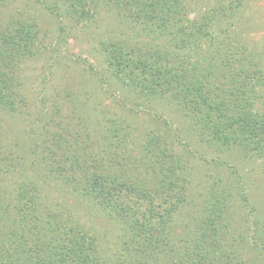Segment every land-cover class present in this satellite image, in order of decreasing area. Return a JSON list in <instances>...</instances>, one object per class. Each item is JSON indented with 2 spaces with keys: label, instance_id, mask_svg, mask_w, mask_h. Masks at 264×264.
Wrapping results in <instances>:
<instances>
[{
  "label": "trees",
  "instance_id": "trees-1",
  "mask_svg": "<svg viewBox=\"0 0 264 264\" xmlns=\"http://www.w3.org/2000/svg\"><path fill=\"white\" fill-rule=\"evenodd\" d=\"M60 1L80 21L106 5L126 22L141 23L150 31V41L101 43L105 70L134 94L136 103L165 102L209 146L238 149L245 156L264 153V66L260 60L252 61L253 47L236 44L235 36L226 39L231 24L215 29L224 18L190 17L182 0ZM35 26L16 20L12 28L0 27V110L13 112L21 100L10 68L20 57L35 53ZM122 122L114 119L104 128L103 139L110 146L103 144L102 151L108 156L121 155L114 148L131 142V131ZM64 133L56 132L51 141L62 147L60 155L45 144L60 169L58 175L63 172L61 184L119 224L115 246L103 242L80 218L63 215L60 204H47L44 185L21 180L12 189L0 186V264H251L235 245L242 241L241 234L230 235V219L237 210L233 204L247 198L235 168L227 169L228 174H207L198 204L189 194L187 159L173 150L160 129L138 135L137 157H130V149L123 150L129 153L123 156L124 163L143 168L134 167L136 173L107 169L98 153L71 148ZM84 133L90 139V133ZM185 205L195 207L192 222L182 221L185 226L177 231L176 215ZM255 230L261 232L254 248H264V229Z\"/></svg>",
  "mask_w": 264,
  "mask_h": 264
},
{
  "label": "rangeland",
  "instance_id": "rangeland-1",
  "mask_svg": "<svg viewBox=\"0 0 264 264\" xmlns=\"http://www.w3.org/2000/svg\"><path fill=\"white\" fill-rule=\"evenodd\" d=\"M182 2L190 17L213 15L224 18L215 29L231 24V28L225 30L226 39L235 36L238 38L236 44L253 47L252 61L260 60L259 65L264 66V0ZM0 3V27L8 24L12 28L16 26V20H22L34 22L38 30L35 53L20 57V62L10 68L13 81L19 85L21 100L17 101L13 112L0 110L2 189H12L21 180L35 179L38 186L44 185L47 204H60L63 215L80 218L85 227L93 232L96 230L103 242L115 246L119 224L99 213L84 198L67 191L61 184L63 172L58 175L60 169L49 157L45 144L57 149L60 155L62 147L57 148L51 141L56 138V132H65L58 125L62 124L71 132L64 133L71 148L81 151L84 147L93 155L98 153L97 157H101V162L112 171L136 173L143 168L132 162L124 163L123 156L129 153L123 150L130 149V157H137L138 135L160 129L173 143V150L187 159L190 166L189 194L194 199L197 197L198 204L201 203L203 195L200 190L207 174H228L227 169L233 167L242 175L235 174L247 198L236 197L233 206L237 204V210L230 219V235L241 234L242 241L236 240L235 245H239L242 255L251 264H264V248L261 245L254 248L253 244L261 232L255 229H264V153L245 156L238 149L215 144L209 146L200 141L192 124L165 102L136 103L134 94L129 95L105 70L101 43L110 39L150 41L151 33L142 27L143 24L126 22L116 10L106 5H99L91 17L80 21L60 0H0ZM226 19L228 23H225ZM215 29L212 31L219 33ZM114 119H121L126 130L131 131V142L125 139L124 147L111 146L121 155L108 156L102 151V145L108 144L102 134ZM87 131L90 139L85 138L84 132ZM193 208L185 205L176 215L177 231L185 226L182 221L191 224Z\"/></svg>",
  "mask_w": 264,
  "mask_h": 264
}]
</instances>
